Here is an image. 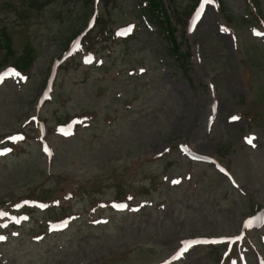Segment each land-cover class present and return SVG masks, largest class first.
<instances>
[{"label":"rangeland","instance_id":"1","mask_svg":"<svg viewBox=\"0 0 264 264\" xmlns=\"http://www.w3.org/2000/svg\"><path fill=\"white\" fill-rule=\"evenodd\" d=\"M196 1L171 42L137 0H0V74L24 72L0 79V264H160L192 238L213 247L175 264L264 260V0L203 2L185 32ZM95 11L93 54L54 67Z\"/></svg>","mask_w":264,"mask_h":264},{"label":"trees","instance_id":"2","mask_svg":"<svg viewBox=\"0 0 264 264\" xmlns=\"http://www.w3.org/2000/svg\"><path fill=\"white\" fill-rule=\"evenodd\" d=\"M141 1H142V3L144 2V4H145L144 8L147 11V14H148V17H149L150 21H155L156 20L157 22H160V23H157V24H159L161 26L160 27L161 28V32H164L165 34H168V35L172 36V33L170 34L168 32L167 28L164 26V23H167V27L170 28V24L168 23L169 22V18L166 15L167 11L164 10L162 2H160V0H141ZM170 5H171V3H170ZM172 8H173L174 11L177 10V7H176L175 4L172 5ZM161 11H163L164 13L161 12ZM158 12H161L162 16L165 19L163 23L159 19V14L160 13H158ZM165 28H166V30H165Z\"/></svg>","mask_w":264,"mask_h":264},{"label":"snow or ice","instance_id":"3","mask_svg":"<svg viewBox=\"0 0 264 264\" xmlns=\"http://www.w3.org/2000/svg\"><path fill=\"white\" fill-rule=\"evenodd\" d=\"M201 7H203V5H201ZM129 30H130V29H129ZM224 30L226 31V29H224ZM255 34H257V35H261L260 33H255ZM13 74H14V75H17V76L19 75V73H15L14 70L9 69V71H8L7 73L0 74V79H2V77L5 76V75H13ZM22 78H23V77H22ZM231 119H232V120H236V119H238V117L232 116ZM13 139H15V137H14ZM245 139L247 140V142H248L249 144L252 143V139H253V138H251V137H246ZM45 150H47V149H45ZM8 151H10V149H4V152H8ZM0 154H3V153L0 152ZM173 183H178V181H173ZM116 207L123 208V207H126V206H125V205H116ZM7 215H8L7 213L0 211V216H7ZM25 219H26V217H25ZM17 222H19V221H17ZM4 239H5L4 236H0V240H4ZM188 243H191V242H188ZM186 250H187V249H183L182 251H186ZM182 251L179 252V253H177V256L182 255Z\"/></svg>","mask_w":264,"mask_h":264}]
</instances>
